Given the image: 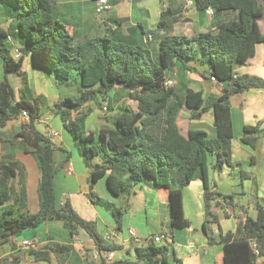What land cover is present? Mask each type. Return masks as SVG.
Returning a JSON list of instances; mask_svg holds the SVG:
<instances>
[{"label": "trees", "instance_id": "16d2710c", "mask_svg": "<svg viewBox=\"0 0 264 264\" xmlns=\"http://www.w3.org/2000/svg\"><path fill=\"white\" fill-rule=\"evenodd\" d=\"M5 1L15 9L16 29L27 45L22 56L16 59L7 40L8 35H13L7 33L0 23V57L4 71L22 74L27 54L35 67L46 69L61 83H68L76 75L80 77L82 90L79 95L60 99L52 110L84 145L86 157H99L100 162L91 173L92 186L107 176L110 190L122 195L129 194L149 178L156 188H170V224L174 228H184L191 222L184 212L183 189L201 178L204 180L206 233L207 223H218V208L237 207L232 195H222L212 188L208 164L213 157V168L219 171L224 165H241L232 160L231 99L251 88H264V78L260 76L235 75L236 67L245 65L256 54L257 44L264 43L261 24L264 21V0H193L196 10L212 8L213 14L236 11V16L213 30H202L191 36L168 31L170 11L165 7L157 28L152 30L157 38L156 52L149 43L146 44L147 41L123 40L113 31L78 39L68 25L54 17V0ZM104 21L107 22L106 18ZM159 30L165 32L159 35ZM198 52L210 63L212 77L223 83L222 94L210 103L206 102L202 91L188 88L186 95L182 96L175 86L166 85V79L176 70L178 61ZM117 88L125 90L137 101V109L125 106L114 115L113 127L101 129L97 135L87 133L84 124L88 110L83 106L95 102L101 107L106 100L110 105L111 92ZM43 101L42 96L16 100L10 82L0 80V126L18 118L23 110L28 112L30 121L22 123L15 138L20 139L25 152L37 159L41 173L39 211H23L16 215L13 208L6 209L4 205L9 199V182L18 176L19 171L13 164L0 161V248L12 236L56 220L62 222L73 237L85 235L92 241L101 253L97 264H115L107 263L103 251H115L121 246L105 238L99 232L97 222L82 217L71 201L59 204L56 200V145L49 132L39 128L38 122ZM185 105L197 110L193 118H199L212 108L217 136L210 138L206 131L199 129H190L184 134L178 117ZM153 128L158 132L162 128V133L154 134ZM259 132V126H245L241 140L254 147ZM6 141L0 130V143ZM9 142L14 143L13 140ZM90 196L95 201V193ZM128 205L112 211L119 227ZM209 241L223 245L224 264H257L259 258H264V208H259L256 218L245 214L239 219L235 231L220 234L218 238L209 235ZM91 251L88 264H95L93 247ZM29 253L37 258L46 257L44 252L30 250ZM135 253L138 262L144 264H183L167 240L157 243L150 237L136 245ZM0 264H3L1 260Z\"/></svg>", "mask_w": 264, "mask_h": 264}, {"label": "crops", "instance_id": "0c3cea01", "mask_svg": "<svg viewBox=\"0 0 264 264\" xmlns=\"http://www.w3.org/2000/svg\"><path fill=\"white\" fill-rule=\"evenodd\" d=\"M109 1L112 8L104 17L103 14L96 13L95 0H54V17L68 25L78 39L113 31L123 40L147 41L146 44L149 43L156 52L157 38L152 30L157 28L162 9L165 7L170 11L167 18L168 31L188 36L202 30H213L220 23L236 16V11L210 15L207 10H196L194 5L189 6L193 8L187 12L185 6L188 1L193 0ZM14 11L10 2L0 0V23L7 33L13 35L15 44L24 51L27 44L17 32ZM105 18L107 22L104 21ZM110 22L115 23V26H111ZM184 22H193L192 31L188 25L183 24ZM108 26L112 29L108 30ZM164 32L165 30H159L157 33L160 35ZM11 53L13 55V52ZM175 68L169 76H175L173 86L180 95L185 96L186 89L191 88L202 91L204 99L210 103L213 98L222 94L223 83L212 78L210 63L202 53L198 52L179 60ZM21 72L22 74L6 73L0 57V80L7 79L10 82L15 89L16 100L25 97L31 99L33 96L44 98L41 117H48V121L40 123L39 128L46 129L56 145L54 184L57 202L61 204L65 200L71 201L82 217L97 222V228L105 238L121 246L114 251L115 264H144L138 262L135 247L157 234L164 235V242L169 241L175 255L183 264H224L223 245L219 242L210 243L209 235L218 238L220 234L235 231L239 219L244 218L245 214L256 218L259 208H264V88H251L231 99L234 132L232 160L241 165H224L219 171L213 168L214 158L210 157L208 177L213 189L222 195L233 196L237 207L226 205L224 208H218V223H207L206 233L204 180L201 178L193 180L183 189L184 212L191 222L184 228H174L170 224V188H156L149 178L129 194L122 195L110 190L107 176L101 177L92 186L91 173L100 162L99 157L87 158L84 145L64 126L60 115L52 110L54 103L60 99L75 98L79 95L82 90L80 77L76 75L68 83H61L46 69L35 67L31 56L27 54ZM235 72V75L251 74L264 78V43H258L254 57L245 65L237 66ZM124 93L125 98L134 101L133 106L124 102ZM125 106L136 110L137 101L130 98L121 88L111 92L108 110L103 108L105 113L102 111L103 106L99 107L95 102L86 103L83 106V109L88 110L84 124L86 132L97 135L101 129L113 127L114 115ZM196 112L197 110L183 106L178 117L182 132L187 134L190 129H199L206 131L210 138L216 137L214 110L209 108L199 118H193ZM185 116L188 119L187 126L183 122ZM22 123L23 119L19 116L8 121L5 126H0L7 140L0 143V161L13 164L19 171L18 176L9 182V199L4 205L6 209L13 208L16 215L23 211L36 213L40 208L39 163L31 153L22 149L20 139L15 138V134L22 129ZM245 126H259L260 132L256 134L254 147L241 140ZM153 129L154 134L162 133V128L159 132L156 128ZM53 131L57 135H53ZM11 140L14 143L9 142ZM68 167L72 168L71 173L68 172ZM174 185L177 186L178 183L175 182ZM92 192L95 193V201L90 196ZM139 197L144 202L140 214L145 215V222L133 223L130 217L129 224L124 227L122 216V224L119 227L112 211L121 209L126 203L129 205L124 213L130 211L131 201ZM131 230L134 234L130 233ZM77 237L85 242H79ZM23 239L36 240L33 250L46 253V257L37 258L31 255L30 250L22 246ZM93 246L92 241L85 235L73 237L62 222L52 220L12 236L2 244L0 260L3 264H88ZM257 264H264V258H259Z\"/></svg>", "mask_w": 264, "mask_h": 264}, {"label": "built area", "instance_id": "2783aa9c", "mask_svg": "<svg viewBox=\"0 0 264 264\" xmlns=\"http://www.w3.org/2000/svg\"><path fill=\"white\" fill-rule=\"evenodd\" d=\"M191 4H194L193 1H191ZM112 8L111 3L109 0H96L95 1V11L98 15H102L105 11H109ZM208 13L213 15L214 11L212 8H208L207 9ZM111 23V22H110ZM111 26H115L113 23L110 24ZM8 42L10 43V46L12 48V52L13 55L16 59L20 58L23 54L22 50L20 49V47H18L15 42L13 41V38L11 35H8L7 37ZM214 80L215 77H212ZM166 85L168 86H173L174 85V78H172V76H168L166 79ZM109 107V100L104 101L103 104V108L105 111L108 110ZM22 117L23 119V123H28L30 121V117L29 114L26 110H23L22 113L19 115ZM48 121V117H40L38 119L39 123H47ZM53 135H57V133L55 131L52 132ZM68 172L71 173L72 172V168L68 167ZM131 234H134V232L131 230L130 231ZM152 239L157 242V243H163L164 242V235L161 234H157L154 235L152 237ZM77 240L79 242H83V239L80 237H77ZM22 246L26 249V250H33L36 247V240L34 239H23L22 240ZM100 250L93 246V256L92 259L94 261L95 264L98 263V261L100 260ZM103 255L106 257V261L107 263H112L114 262V251L109 250V251H103Z\"/></svg>", "mask_w": 264, "mask_h": 264}, {"label": "rangeland", "instance_id": "374dc122", "mask_svg": "<svg viewBox=\"0 0 264 264\" xmlns=\"http://www.w3.org/2000/svg\"><path fill=\"white\" fill-rule=\"evenodd\" d=\"M192 5L193 4H191V1H188L187 4H186V6H185V8H186L185 10L187 12H189L190 10H192L193 7L192 8L189 7V6H192ZM192 23L193 22H189V23H185L184 22L183 24L188 25L189 26L188 28L190 29V31H192ZM262 24L264 26V21H262ZM173 77H174V80H175V76L174 75H173ZM176 85H177V83H176ZM122 99L128 105L133 106V102L134 101L131 102V100L129 98H125V93L122 94ZM102 111L104 112L103 107H102ZM183 122H184L185 126H187L188 119L186 118V116L184 117V121ZM131 204L132 205H131L130 211L124 213V215H123V219H124L123 224H124V227H127V224H129L130 217L133 219L131 221L133 223H136V222H139V223L145 222V215L143 216L142 214H140L141 207L144 204L143 199L140 198V197L139 198H135L134 200L131 201ZM134 226H136V225H134Z\"/></svg>", "mask_w": 264, "mask_h": 264}, {"label": "water", "instance_id": "95a60500", "mask_svg": "<svg viewBox=\"0 0 264 264\" xmlns=\"http://www.w3.org/2000/svg\"><path fill=\"white\" fill-rule=\"evenodd\" d=\"M107 14H108V11H105V12L103 13V16L105 17Z\"/></svg>", "mask_w": 264, "mask_h": 264}]
</instances>
